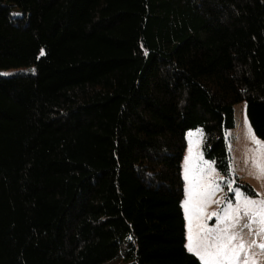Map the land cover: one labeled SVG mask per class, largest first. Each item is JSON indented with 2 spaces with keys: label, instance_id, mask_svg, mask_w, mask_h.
I'll use <instances>...</instances> for the list:
<instances>
[{
  "label": "trees",
  "instance_id": "1",
  "mask_svg": "<svg viewBox=\"0 0 264 264\" xmlns=\"http://www.w3.org/2000/svg\"><path fill=\"white\" fill-rule=\"evenodd\" d=\"M241 103L264 141V0H0V264H203L186 134L231 176Z\"/></svg>",
  "mask_w": 264,
  "mask_h": 264
},
{
  "label": "rangeland",
  "instance_id": "2",
  "mask_svg": "<svg viewBox=\"0 0 264 264\" xmlns=\"http://www.w3.org/2000/svg\"><path fill=\"white\" fill-rule=\"evenodd\" d=\"M10 73L4 72L5 75ZM235 123V128L226 134L231 155L229 177L220 174L215 164L204 157L203 130H190L186 134L187 149L182 161L185 183L182 207L186 220V247L189 243L190 228L194 242L198 234L207 235L209 229L222 231L228 228L226 235L239 234L245 243V251L241 254L239 264H264V249L260 248V245L264 244V233L260 231L258 220L253 223L244 215L245 198L257 202L256 205L249 206L252 214L257 212L260 202L264 201V179L257 178V164H264V141L255 135V140L260 141V145H257L250 136L246 103L235 106ZM251 133H254L252 127ZM237 180L249 184L257 193V197L246 194L237 186ZM237 210L240 219L236 222V227H232L231 217L236 215ZM225 216L229 219L225 220ZM245 224L250 227H243ZM221 264H229V261L224 259Z\"/></svg>",
  "mask_w": 264,
  "mask_h": 264
},
{
  "label": "snow or ice",
  "instance_id": "3",
  "mask_svg": "<svg viewBox=\"0 0 264 264\" xmlns=\"http://www.w3.org/2000/svg\"><path fill=\"white\" fill-rule=\"evenodd\" d=\"M249 133L253 141L260 145V141L255 140V134L251 133V126L249 125ZM199 135V134H198ZM211 167V166H209ZM259 179H264V164H257ZM256 201L244 199L245 210L244 215L247 216L253 223L257 220L260 224V231L264 233V201L260 202V207L255 214H252L249 206L256 205ZM187 206V202H185ZM219 219V217H217ZM229 219L225 216V220ZM240 219L239 211L236 215L231 217L232 227H236V222ZM245 228H249V224L243 225ZM229 229L225 228L222 231L219 229H209L207 235H197L195 242L191 235V228L189 229V243L187 245L188 251L197 255L203 264H221L222 260L227 259L229 264H239L241 254L245 251V243L242 236L239 234L228 233ZM261 249H264V244L260 245Z\"/></svg>",
  "mask_w": 264,
  "mask_h": 264
}]
</instances>
